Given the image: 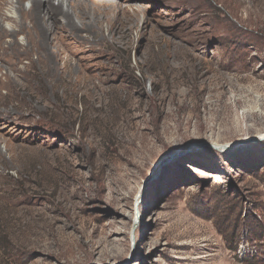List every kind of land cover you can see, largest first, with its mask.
I'll use <instances>...</instances> for the list:
<instances>
[{
  "label": "rangeland",
  "instance_id": "rangeland-1",
  "mask_svg": "<svg viewBox=\"0 0 264 264\" xmlns=\"http://www.w3.org/2000/svg\"><path fill=\"white\" fill-rule=\"evenodd\" d=\"M72 1V72L0 70V264H264V0Z\"/></svg>",
  "mask_w": 264,
  "mask_h": 264
},
{
  "label": "bare ground",
  "instance_id": "bare-ground-1",
  "mask_svg": "<svg viewBox=\"0 0 264 264\" xmlns=\"http://www.w3.org/2000/svg\"><path fill=\"white\" fill-rule=\"evenodd\" d=\"M25 1L26 0H0V70H3L6 64H10L12 68L15 69L16 62L14 61L20 53L25 51V47L29 46L22 44L18 40V33H23L27 43H34V52L38 55V61L41 63V60L44 59L43 64L45 69H49L53 74L55 73L53 72L54 66L49 65V60L52 58L55 61H61L63 68L67 72H72L74 69L73 67L76 65L75 63L73 66L72 60L77 63L83 60L81 57V54L84 53V50L81 48L83 43H81L80 40L85 36L81 35L82 31H88L87 33H91V37L94 41L104 38L102 33H99V27L96 26L94 29L91 28V30H87L90 28L86 29L85 27L76 24L73 15L70 12V6L73 4L72 0H58L57 4H54L53 0H29L31 6L28 9L24 6ZM250 10L251 6H248V12ZM59 16L62 19H60ZM5 21L8 22L9 29L4 25ZM259 23H261V21ZM9 57H12V59H8ZM248 71L253 72L255 69L251 67ZM5 75H7V73ZM263 75V72L259 73L258 78L263 77ZM13 82L17 81L13 78ZM263 138L264 134L256 138L246 137L238 142H251ZM233 144L234 143L220 146L215 143L212 146L224 149L227 146H233Z\"/></svg>",
  "mask_w": 264,
  "mask_h": 264
},
{
  "label": "water",
  "instance_id": "water-1",
  "mask_svg": "<svg viewBox=\"0 0 264 264\" xmlns=\"http://www.w3.org/2000/svg\"><path fill=\"white\" fill-rule=\"evenodd\" d=\"M262 140H264V138H263ZM137 217H139V214H138V212H137ZM138 219H139V218H138ZM138 219H137V220H138Z\"/></svg>",
  "mask_w": 264,
  "mask_h": 264
},
{
  "label": "trees",
  "instance_id": "trees-1",
  "mask_svg": "<svg viewBox=\"0 0 264 264\" xmlns=\"http://www.w3.org/2000/svg\"><path fill=\"white\" fill-rule=\"evenodd\" d=\"M138 248V247H137ZM139 249H137V251H138Z\"/></svg>",
  "mask_w": 264,
  "mask_h": 264
}]
</instances>
